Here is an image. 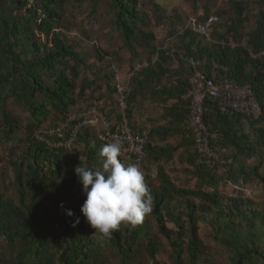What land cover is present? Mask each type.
Wrapping results in <instances>:
<instances>
[{
  "label": "trees",
  "instance_id": "16d2710c",
  "mask_svg": "<svg viewBox=\"0 0 264 264\" xmlns=\"http://www.w3.org/2000/svg\"><path fill=\"white\" fill-rule=\"evenodd\" d=\"M107 1L123 38L122 47L135 57L138 46L149 54L140 68L132 67L126 95V115L132 127L140 129L132 122V107L149 86L163 103L164 123L145 127L144 161L118 159L135 163L141 170L144 162L173 160L183 148L181 159L189 165L187 172L196 180L195 187L177 186L159 165L155 180L144 177L152 205L143 220L135 226L122 223L110 238L95 233L81 212L86 196L75 167L100 168L99 151L105 143L91 126L81 127L73 144L82 148L79 158L70 151L73 147L58 148L39 141L37 134L43 130L37 129L51 112L65 117L90 87L85 78L79 82L84 56L60 33L67 6L83 8L90 3L95 15L102 0H0V137L13 139L21 128L20 118L9 111L11 102L32 117L26 144L12 161L15 195H9L11 185L4 183L3 189L0 184V243L6 249L0 264H111L113 256L118 264H144V252L147 264H159L165 243L158 235L171 247L176 264H186V253L189 264H211L204 254L207 245L200 236V222L211 225L215 238L232 250L230 264H264L260 242L264 219L257 205L242 196L225 195L220 188L228 182L251 180L264 188V0L245 44L240 34L247 20L245 6L234 1L236 17L226 30L213 26L210 40L194 32L189 20L177 36V49L152 43L155 36L144 30L147 21L139 0ZM198 19L205 22L209 16L206 13ZM197 73L216 80L230 78L250 87L260 103L259 113L249 117L221 112L216 100L204 101V120L218 131L212 145L230 152L223 155L227 161L223 173L210 169L202 159L188 123L185 95ZM175 136L180 141L172 144L170 139ZM251 158L258 162L248 165ZM67 209L74 216L66 215ZM77 217L79 223H75Z\"/></svg>",
  "mask_w": 264,
  "mask_h": 264
},
{
  "label": "rangeland",
  "instance_id": "374dc122",
  "mask_svg": "<svg viewBox=\"0 0 264 264\" xmlns=\"http://www.w3.org/2000/svg\"><path fill=\"white\" fill-rule=\"evenodd\" d=\"M234 1L242 2L245 6L244 15L247 20L240 31L242 43L245 44L247 34L255 26V17L263 7L262 0H139L138 5L147 21L144 30L152 32L155 36L152 43L160 48L177 49L179 47L177 36L192 18H201L206 13L209 18L218 16L219 20L214 25L215 28L221 32L226 30L233 18L236 17L233 6ZM67 7V19L60 33L84 56L85 63L80 65L81 78L79 82L85 78L90 82V87L83 96L77 98V103L65 117L54 112L49 113L40 128L37 129V131L43 130L44 133L51 128L62 127L68 115H74L76 119L84 120L88 111L94 106L112 122L119 121L120 109L115 86L120 83L126 90L127 95L132 67L136 65V68H140L142 61L146 60L149 55L145 49L138 46L139 55L135 57L122 47L123 38L115 28L114 12L107 0H102L95 15L91 14L90 3H87L83 8H77L72 4ZM207 38L211 40L212 36ZM97 51L100 52V55H103V58L98 56ZM152 89L153 86H149L132 107V122L137 127H149L152 124L164 123L162 119L163 103L154 95ZM9 111L20 118L21 128L13 139L0 137V173L2 175L0 176V184L3 189L4 183L10 187L15 181L12 161L25 146L24 139L29 134L32 122L29 113L12 102L9 105ZM91 127L98 136L102 129L101 124ZM37 131H34V133ZM66 134L68 132H65ZM65 135L62 138H66ZM180 138V136H175L170 139V142L177 144ZM70 151L82 158L81 147L73 145ZM182 151L183 148H179L171 161H161L153 164L144 162L145 166L141 169L143 176L149 175L150 180H155L158 166L162 165L177 186L194 188L196 180L192 179L187 172L189 165L182 161L180 155ZM220 151L224 156L230 155L228 151L222 149ZM257 162V158L246 161L248 165ZM220 188L225 195L242 196L254 202L264 219V188L258 181L251 180L242 184L228 182L222 184ZM8 192L9 195H15L13 186L10 187ZM179 209L180 207H177V210ZM151 219L152 216H150ZM199 225L200 236L207 245L204 254L210 258V263L230 264L233 256L232 250L215 238V231L211 225L205 222H200ZM168 226L173 228L174 224L168 222ZM260 228L261 231L264 230V221L261 222ZM158 238L165 243L164 249L158 257L159 264H176L172 249L167 244L166 239L162 235H158ZM260 242L264 247V236L261 237ZM5 253V245L0 243V256L5 255ZM117 259L113 256L111 264H118ZM142 259L144 260L143 263L147 264L148 256L146 252L143 253ZM185 262L186 264L190 263L187 253L185 254Z\"/></svg>",
  "mask_w": 264,
  "mask_h": 264
},
{
  "label": "built area",
  "instance_id": "2783aa9c",
  "mask_svg": "<svg viewBox=\"0 0 264 264\" xmlns=\"http://www.w3.org/2000/svg\"><path fill=\"white\" fill-rule=\"evenodd\" d=\"M218 20V16H211L205 22L192 18L190 26L194 32L210 36L211 28ZM115 88L120 109L119 121L112 122L107 116L101 114L97 107H92L84 120H78L74 115H69L62 127H54L48 132L38 133V140L53 147L70 149L81 127L101 124L102 129L98 136L102 142L108 143L115 137H119L123 141L120 157L143 162L146 157L148 132L144 126L138 130L132 127L126 115V90L120 83L116 84ZM207 98L216 100L223 113L232 112L251 117L257 115L261 107L250 87L242 86L230 78L216 80L202 73H197L192 78V87L185 95L189 103L188 123L202 159L210 169H217L218 173H223L227 161L220 149L212 145V140L218 137V131L210 128L204 120L206 112L204 101ZM65 132L68 134L65 135ZM64 135L66 138H62ZM56 136L61 139H51Z\"/></svg>",
  "mask_w": 264,
  "mask_h": 264
},
{
  "label": "clouds",
  "instance_id": "9594fccd",
  "mask_svg": "<svg viewBox=\"0 0 264 264\" xmlns=\"http://www.w3.org/2000/svg\"><path fill=\"white\" fill-rule=\"evenodd\" d=\"M122 146L119 137L103 144L99 151L100 168L93 169L81 163L75 167L86 196L81 212L102 239L110 238L122 223L139 224L151 211V192L138 165L125 164L118 159L122 155ZM66 215L72 217L74 212L67 209ZM75 223H79L78 217Z\"/></svg>",
  "mask_w": 264,
  "mask_h": 264
}]
</instances>
